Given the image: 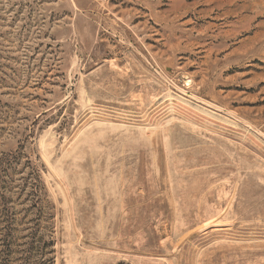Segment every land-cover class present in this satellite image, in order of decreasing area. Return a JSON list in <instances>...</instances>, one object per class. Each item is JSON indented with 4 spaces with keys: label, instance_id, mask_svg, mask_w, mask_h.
I'll return each instance as SVG.
<instances>
[{
    "label": "rangeland",
    "instance_id": "rangeland-1",
    "mask_svg": "<svg viewBox=\"0 0 264 264\" xmlns=\"http://www.w3.org/2000/svg\"><path fill=\"white\" fill-rule=\"evenodd\" d=\"M0 264H264V0H0Z\"/></svg>",
    "mask_w": 264,
    "mask_h": 264
}]
</instances>
